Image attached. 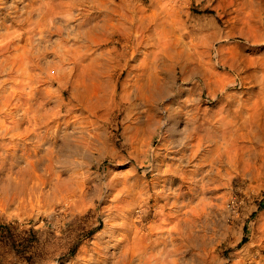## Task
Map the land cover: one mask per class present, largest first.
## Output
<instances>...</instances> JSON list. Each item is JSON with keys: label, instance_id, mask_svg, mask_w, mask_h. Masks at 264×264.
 Wrapping results in <instances>:
<instances>
[{"label": "rangeland", "instance_id": "1", "mask_svg": "<svg viewBox=\"0 0 264 264\" xmlns=\"http://www.w3.org/2000/svg\"><path fill=\"white\" fill-rule=\"evenodd\" d=\"M124 1L128 38L121 40L114 36L102 44L81 41V58L77 53L78 65L71 68L73 75L70 73L67 78L45 71V89L52 91L45 105L51 106L57 96L63 103L58 134L71 132L69 137H75L78 144V153L72 149L75 155L67 156L76 165L59 162L53 170L63 180L62 187L67 185L64 179L69 173L78 171L76 181L81 184L76 195L80 201L69 204L68 201L72 202L69 196L63 199L59 197L61 193L49 190L46 201L37 194V197L26 195L24 199L15 197L8 204L0 203V264H90L100 259L96 252L100 248L112 250L111 239L120 231L112 236L109 230L114 225L121 228L138 218L140 227L151 225L153 232L165 238L168 228L176 218H181L184 210H191L190 216L195 217L190 233L193 240L187 247L181 243L177 246V256L187 264H197L196 261L198 264H264V131H259L255 138L250 137L247 127L233 133L229 128L223 131L217 126L213 129L217 133L215 137L234 134L233 149L239 150L236 160L219 163L220 176L204 181L203 185L190 182L184 183L186 187L175 182L167 190L165 183L163 195L169 196L166 206L162 205L163 198L150 197L154 189L161 188L156 167L163 168L165 162L178 156L177 142L186 116L213 122L222 117L238 125L241 120L236 117L237 111L247 117L255 110L264 120V0ZM54 38L55 35H50L45 46L49 47ZM160 39L170 42L166 41L169 50ZM70 43L68 39L65 45ZM104 50L112 51V55L121 50L126 53L120 61L103 54L109 61L99 68V52ZM45 58L54 60L51 54ZM72 62L65 59L63 67H72ZM163 62L173 64L171 76L162 69ZM101 69L109 71L113 78L112 96L103 102L95 99V90L90 86L84 89L79 84H65L78 73H95ZM152 77H165L168 84L164 95L155 101L149 100L154 89L147 80ZM18 79L15 84L22 85ZM133 81L138 85L131 86ZM127 92L129 98L124 96ZM165 107L180 110L172 124L175 131L170 130L171 121H163ZM151 111L158 125L150 133L137 131L138 135L135 126L145 121ZM203 146L206 149L207 142ZM0 153L4 155L5 151ZM20 153L16 152L11 169L9 161L5 163L0 178L7 173L15 176L14 170L25 165ZM194 162L189 160L185 170L192 169ZM41 172V167L35 170ZM109 180L117 184L111 192L106 188ZM186 189L189 209L181 210L179 202L175 203L177 207L170 208L175 193ZM42 190H48V185L43 184ZM14 191L15 188L11 189ZM131 192L136 193L134 199L130 198ZM19 200H24L27 208L16 209ZM123 201L124 207L131 209L130 215L122 218L116 214L114 218L112 209L122 206ZM157 208L162 212L153 214ZM169 212H174L173 217L166 215ZM199 242L200 250L196 249ZM187 253L198 257L187 260Z\"/></svg>", "mask_w": 264, "mask_h": 264}, {"label": "bare ground", "instance_id": "2", "mask_svg": "<svg viewBox=\"0 0 264 264\" xmlns=\"http://www.w3.org/2000/svg\"><path fill=\"white\" fill-rule=\"evenodd\" d=\"M19 3H21L20 6H18ZM125 6L126 2L124 0H0V151H5L4 155L0 153V170L5 168L4 165L8 161V168L11 169V166L15 162V154L17 151H20L21 153L19 156L26 160L24 166H18L16 170H14L15 176L6 172L7 174H5L4 178H0V203L8 204L9 201L15 200V197L24 199L26 195L27 197L30 195H36L37 197V194L46 201L49 196V190L61 193L59 197L63 199L69 196L68 200H72V202L68 201L69 204L80 201L79 196L76 195L78 184H81L79 180V182L76 181L77 177L75 174L78 171L76 172V169L74 170L75 172L69 171V175L66 174L68 175L66 177L67 179H64L67 185L62 187L63 180L59 177V174L53 170L55 164L59 162L67 164L69 162L71 166L72 164L76 165L75 161L70 160L67 156L68 153L74 154V151L78 153V144L75 137H69L71 132L58 134L59 122H61L59 119L61 116L59 111L63 103L57 96L51 106L45 105L49 101V98L52 97V91L45 89V71H49L47 74L55 73V77L58 78H64L65 76L67 78L70 73L73 75L71 68L78 65V61L76 60L77 53L79 54V58H81V41L102 44L108 42L109 39H112L114 36L121 40L128 38L127 33L129 27L126 25ZM50 35H55L56 38L52 41L50 40L51 43L48 47L45 46V41H48L46 39H49ZM160 36H163V34ZM68 39L71 40V43L65 45ZM160 40L161 42H159L166 48L168 40H166L167 42L163 39ZM139 44L138 42L137 45ZM167 48L169 50V47ZM112 53L113 52L110 50L99 52V68L105 67V64L108 63V56H113V58H116V61H120L125 57L126 52L121 50L116 51L113 55ZM47 54H51L54 60L46 59L45 56ZM103 54L108 56L104 58ZM65 59L73 61L72 67H63ZM162 65V69L169 73L168 76H171L173 64L163 62ZM17 78L23 83L22 85L17 86L15 84ZM111 79H113L111 73L101 69L97 70L95 73L94 71H83L82 74L78 73L73 79L66 80L65 84H79L82 85L84 89L90 86L95 90V99L103 102L104 99H110L112 96ZM166 81L165 77L164 79L152 77L147 80L148 86L154 89L152 93L150 92L149 100L155 101L164 95L163 93L165 89L167 90L168 85ZM133 85L137 86L138 83L133 81L131 86ZM123 89L126 92V87ZM124 96L125 98H129L128 92L124 93ZM89 97L90 96H88V98ZM177 108L165 107L162 115L164 118V120L162 119L163 121L169 120L172 122L169 124L170 130L171 128L173 130L175 129L172 124H175L178 114L180 113V110H177ZM239 112L240 111H237L236 114V117L241 120V123L238 125H236V121L224 120L222 117H217L214 122L212 120L210 121L208 118H202L203 120L199 121L194 116L189 117L187 114L188 116L184 118V125L180 130L181 137L178 139V142L177 139L175 141L177 144H180V148L177 151L178 156L175 157L173 155L175 159H170L171 161L168 160L165 162L163 168H160V166L156 167L158 176H161V178L159 177V181L162 183L160 184L161 186H159L161 187L160 189L152 190L153 192L150 194V197L155 200L163 198L165 201L163 200L164 202L162 205L164 206L169 200L168 195H163V191H166L165 183H168L166 188L168 190L175 182H177L179 186L190 182H199L203 185L205 183L204 181L207 182L208 180H214L215 177H219V163L224 160L229 162L234 161L238 155L237 152L239 150L235 151L233 149L236 145L233 143L235 138L233 133L235 130H239L242 126L247 127L250 132V137L252 135V137L255 138L259 131H264V120L260 118L261 114L258 116L257 111L253 110V112L249 113V116L242 117ZM154 115L155 114L151 111L147 114L145 121H139L138 126H135L136 132L144 131V133H150L151 130L158 125V122L154 120L155 117L153 118ZM233 116L234 115H232V117ZM205 123L206 126H204ZM216 123L218 124L215 125ZM217 126L223 131H227V128H229L233 131V133H231L232 136L229 137V132L227 138L223 135L215 137L217 133L215 132L216 130L214 131L213 129ZM201 131H203V133L199 134ZM190 140H193V143L191 142L190 144ZM204 142H207L206 149L204 148L205 146H203ZM176 145H174V147ZM72 149H74V151H72ZM203 149H205L204 152ZM175 152L176 151H174V153ZM189 160H195L192 164L193 168L185 170L184 167L187 166ZM38 167H41V173H35ZM174 179L176 181H174ZM43 184H45V186L48 185V190H42ZM116 185L113 180H109L106 183V188H108V190H106H113ZM189 187L191 186L189 185ZM14 188L15 191L11 192V189L13 190ZM153 188L154 187H152V189ZM135 192H131V199H134ZM188 194V189L184 192L175 193V196H173L174 198L169 203L170 208L177 207V204H175L176 202L181 203L178 204L181 210L186 208L189 199L185 197ZM23 201L24 200L16 201V209H24L26 207ZM119 201L121 202V200ZM124 206L125 203L123 201L122 206H115V208L112 209L111 212L115 215L114 218L117 217L116 214L120 215L122 218L130 215L131 209L125 208ZM161 209H155V213L153 214H160V212H162ZM189 211L191 210H184L181 218H176L178 216L175 217L176 219L173 225L169 224L172 226L168 228V236L165 238L153 232V226L151 225L146 226L142 224V227H140L139 222L141 220L138 218L125 223L121 228L118 224H116V226L114 225L110 228L109 233L113 236L118 229L120 231L111 239L110 247L112 250L107 252V250L100 248L96 251L100 259L94 260L90 262V264H187L180 255L177 256L179 253V248L177 246L181 243L187 247L192 239V236H190L191 223H194L193 219L195 217L192 218L194 215L191 217ZM194 212L196 211H192V213ZM166 215L173 217L174 212H169ZM177 215L180 214L178 213ZM203 216H205V213ZM168 218L173 219L171 217ZM109 223H111V221H109ZM154 229L157 228L154 227ZM157 231L158 230H156V232ZM160 231L163 233V230H159V233ZM201 244V246L204 245V240ZM199 245L200 242L197 243L196 249H199ZM107 247L109 248V246ZM193 249L194 248H192V250ZM201 250L203 251V247ZM95 254L96 253H94L92 259L95 257ZM197 257L196 254L187 253L186 258L187 260H193ZM199 258L202 257L200 256ZM88 261L91 260L89 259ZM198 262L199 261H196L197 264Z\"/></svg>", "mask_w": 264, "mask_h": 264}]
</instances>
